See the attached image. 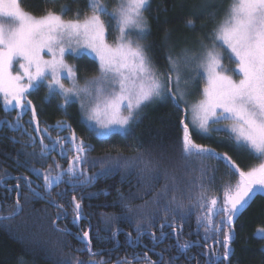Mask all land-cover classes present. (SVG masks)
<instances>
[{
    "label": "snow or ice",
    "instance_id": "6c2138e0",
    "mask_svg": "<svg viewBox=\"0 0 264 264\" xmlns=\"http://www.w3.org/2000/svg\"><path fill=\"white\" fill-rule=\"evenodd\" d=\"M86 5L91 14L88 12L82 14L77 9L75 18L65 19L64 15L72 11L68 6H62L60 14L55 10L45 9L44 14L37 16L25 11L20 0H0V96L3 98L5 109H20L15 129L27 133L21 119L30 110L31 120L28 123L35 122V132L48 134L50 144L44 142V135L37 137L29 134L31 146L35 147L37 141L39 143L40 157L46 158L59 145L61 149L59 155L67 158L62 140L71 145L68 151L74 152L66 169H62L59 163L55 164L57 169H62L56 175H52L51 168L41 172L40 169L33 167L31 171L38 179L42 177V187L49 195L54 187L65 182V173L69 177L66 183L73 188L76 185L90 184L98 178L95 174L86 175L81 167L90 145L83 139L78 140L75 131L69 129L70 137H57L53 141L49 129L39 127L36 107L27 97L41 85L46 84L50 95L63 97L64 104L61 107L79 101L81 109L85 112L86 125L98 137L113 132L128 134L132 131L133 122L139 119L142 108L157 99L171 100L178 109L181 102H184V111L187 115L186 95L190 93L180 88L182 80L180 65L183 63L185 68H192L195 65L193 70L203 81V87L198 89L200 99L191 105L193 129L190 131L189 124L181 121L182 153L185 159L196 156L226 161L229 170L239 176L235 188L229 187L224 191L222 202L215 197H209L203 184L200 185L201 191L198 195L199 207L206 209L197 218V224L204 225L205 243L209 231L214 234L223 233V240L216 243L224 250L222 256L217 254L215 249L201 255L208 259L209 264H217L218 261L221 264L223 262L230 264L233 255L231 247L233 220L255 194L264 193V0H230L210 36L196 38L198 52L186 48L180 54L174 55V48L168 50L167 71H160L155 67L148 54L149 50L141 43L150 30L145 13L151 7V0H119L111 11L105 0H86ZM221 7L222 0L219 2L203 0L197 6L198 15L194 13L192 18H188L186 27L194 32L197 31L196 19L217 20L221 16ZM102 17H107L108 21ZM112 22L115 23L118 35L113 43H109V26ZM205 26L202 25L199 30L203 31ZM209 39L211 42L205 43ZM217 47L224 49L228 53V59L234 63L232 74L225 70ZM69 54L74 58L93 56L98 62L100 75L91 80L86 79L83 85H80L77 70L65 60V56ZM14 65H18V71H14ZM65 79L71 82V87L65 86ZM190 82V78L184 79L185 85ZM4 123L11 125L8 121ZM57 127L69 126L58 122ZM194 131L203 133L226 131L235 145L247 150L261 162L244 171L227 153L221 154L195 143L192 138ZM9 139L18 142L15 137ZM21 154L18 150L17 155ZM27 155L35 157L37 153L33 151ZM163 159L162 156L156 165L149 161L146 168L157 167ZM29 162L26 160L21 166ZM111 171V168H107L99 175L108 176ZM164 174L172 181L173 186L170 189L169 185L165 184L156 193L154 200L156 203L165 199L176 187L175 175L169 176L166 169ZM203 175L204 173L201 178ZM23 179L34 197L41 196V193L31 188L33 181L27 177ZM211 179L214 180V177ZM19 189L20 184L12 189L17 193L15 204L19 211H13L11 217L23 211ZM120 195L123 197V193ZM175 202L176 197L173 195L165 205V210L171 208ZM71 204L75 224L84 219V213L76 196L72 197ZM55 206L63 209V205ZM177 206L183 207L179 204ZM125 207L129 212L132 211L128 205ZM60 214L67 218L65 211H61ZM217 216L221 217L218 225L215 220ZM167 227L173 228V225L169 224ZM225 227L228 231H224ZM160 228V237L155 233L150 234L154 241L153 250L168 238L163 231L165 225L161 224ZM118 231L112 233L113 238ZM136 231L138 234L141 232L139 226ZM76 235L82 243V247L76 251L87 253L88 259L75 257L63 261L62 264H112L110 253L107 260L96 259L104 256V250L94 249L90 231H82ZM127 235L129 246L140 240L138 235L136 241L132 242L131 233ZM193 246L199 245L197 242L181 244L177 237L178 254L170 256L167 264H174L181 255L185 259H194L195 257L186 255ZM158 255L159 260H152L147 252H133L132 260L125 256L123 259L117 258L114 264H133V261L136 264H140L141 261L143 264H165L163 251Z\"/></svg>",
    "mask_w": 264,
    "mask_h": 264
},
{
    "label": "trees",
    "instance_id": "16d2710c",
    "mask_svg": "<svg viewBox=\"0 0 264 264\" xmlns=\"http://www.w3.org/2000/svg\"><path fill=\"white\" fill-rule=\"evenodd\" d=\"M20 2L25 11L37 16L44 14L45 9L55 10L62 6L73 9L71 0ZM202 2L203 0H151V7L146 12L150 30L144 46L149 50L148 54L153 57L151 58L158 70L167 71L169 67L166 59L168 41L175 53L178 34L199 35L200 38L210 36L230 0H222L221 16L217 20L196 19L197 31L193 32L186 27V20L192 18L194 13L198 15L197 6ZM77 6L82 14L89 11L86 0H80ZM72 11L67 12L64 18L73 19ZM202 25L206 26L200 31ZM196 49L198 52V44ZM85 58L96 67L92 59ZM197 80L202 83L199 77ZM39 89L37 93L31 92L27 97L36 107L39 127L48 128L53 141L57 137L64 138L65 134H70V137L71 131H75L78 140L83 139L90 145L81 167L86 175L95 174L98 178L90 184L76 185L73 188L66 183L69 177L65 173V182L54 187L49 195L42 187V177L38 179L31 169L34 167L44 172L51 168L52 175H56L68 167V161L74 155V152L68 151L71 145L62 140L67 158L59 155V145L46 158L40 157L39 143L37 141L35 147L31 146L29 134L44 135V142L50 144L48 134L34 131L35 122L28 123L31 120L30 110L21 119L27 133L15 129L20 109L6 110L0 96V264H62L63 261L75 257L87 260V253L76 251L82 247L76 234L82 231H90L95 250H104V256L96 259L107 260L110 253L112 264L117 258L123 259L125 256L132 260L133 252H147L152 260H159L158 254L162 251L163 260L167 264L170 256L178 254L177 237L181 244L197 242L199 246H193L186 253L188 257H195L194 259H185L181 255L174 264H209L208 259L201 253L211 249H215L220 256L223 255V247L216 243L223 240V233L214 234L209 231L205 243L204 225L197 224V218L206 211L201 209L198 203L200 185L203 184L209 197H215L222 202L224 191L229 187L234 189L239 176L230 171L227 162L223 160L202 159L196 156L185 159L182 153L181 121L189 124L190 131L193 129L189 104L197 98L196 92L191 91L190 95L186 96L187 115L184 102H181L178 109L171 100L157 99L142 108L139 119L131 125L130 133H113L109 137L99 138L84 123L79 124L77 109L64 112L57 107L58 104L53 105L50 102L48 93L41 94ZM46 99L48 100L45 101ZM5 121L11 122V125L4 123ZM58 122H63L69 127L59 128ZM10 137H15L18 142L9 139ZM192 138L197 144L221 154L227 153L242 169L250 168L246 159L250 164L261 162L223 134L194 131ZM18 150L21 155H17ZM33 151L37 153L35 157L27 155ZM162 156L164 159L157 167L146 168L149 161L156 165ZM26 160L30 162L22 167ZM56 163H59L62 169H57ZM107 168L112 169L108 176L99 175ZM165 169L169 176L175 175L176 187L165 199L156 203V193L165 184H168L170 189L173 186L172 181L164 174ZM24 177L33 181L31 188L41 193V196L34 197L31 194ZM17 184H20L19 198L23 211L11 217L13 211H19L15 204L17 193L12 190ZM59 193L62 195H58ZM173 195L176 202L166 211L165 205ZM73 196L80 201L84 213V219L75 224L71 204ZM56 204L63 205V209H58ZM178 204L183 207H178ZM125 205L131 207L132 211L129 212ZM61 211L67 213V218L60 214ZM4 217L10 218L5 220ZM220 219V216L215 218L217 225ZM161 224L165 225L163 231L168 238L153 250L154 241L150 234L155 233L160 237ZM169 224L173 225V228L167 227ZM137 226L141 229L139 234L136 231ZM232 227L233 255L230 264H264V235H256L258 227L264 228V194L257 193L248 201L244 210L234 218ZM117 230L119 231L113 238L112 233ZM224 231H228V228L225 227ZM128 233H131L132 242H135L139 235L138 243L129 246ZM133 264L136 262L133 261ZM217 264L221 262L218 261Z\"/></svg>",
    "mask_w": 264,
    "mask_h": 264
},
{
    "label": "rangeland",
    "instance_id": "374dc122",
    "mask_svg": "<svg viewBox=\"0 0 264 264\" xmlns=\"http://www.w3.org/2000/svg\"><path fill=\"white\" fill-rule=\"evenodd\" d=\"M71 1H72V4H73V6H72V8H73L72 9L73 10L72 11L73 12L72 16L73 17L72 18H75V13H76L77 9L80 8L79 6H77V5L80 4V0H71ZM105 2L107 3V5L109 7V11H111L114 7H116V5L119 2V0H105ZM50 10H52V9H50ZM55 11L57 12V14H60L61 13V8H56ZM87 12H88V14H91L90 11H87ZM145 17H146V13H145ZM102 18L105 19L106 22L108 21V18L107 17H102ZM65 19H70V18H65ZM146 19H147V17H146ZM117 35H118V33L116 31L115 23L112 22L110 24V26H109V34H108V41H109V43H113V41H114V39H115V37ZM183 35L184 36H180V34H178V38H177L178 45L176 47V51H175L174 55L180 54L182 52V50H184L186 48L187 49H193L195 51L197 50L196 49V45H197L196 38H198L199 35H191V36H190V34H186V35L183 34ZM132 38L135 39V36H133ZM208 41H210V39L207 40V41H205V42H208ZM144 42H145V39L143 41H141V43L143 45L145 44ZM170 48H171V45H170V43L168 41L167 42V51ZM216 50L218 52H220V54L222 56V62L224 64L225 70H227L229 72V74H232V71L231 70L235 67V65H234V63H232L228 59V53L224 49L219 48V47H217ZM87 57L89 59H92L96 63L95 64V66H96L95 68H94V65L91 64L85 57L74 58L70 54L65 56L66 62L69 65H72L77 70V76L79 77V83H80V85H83V83H84V81L86 79L87 80H91V79H93L95 77H98L100 75L99 68H98V62L95 60V58L93 56H87ZM194 68H195V65H193L192 68H185V66H184L183 63H181V65H180V70H181V73H182V80H181L180 88L182 90H184L185 92H187V93H190L191 91H194L197 94V98L191 104H189L190 116H191V125H192L191 105L193 103H195L198 99H200V95H199L198 89H200V88L203 87V81L201 83V82H199L197 80V76L195 75V72L193 70ZM18 70H19L18 65H14V71H18ZM189 78H190L191 82L189 84L185 85L184 84V79H189ZM64 83H65V86L66 87H71L72 86L71 85V82L68 81V80H66V79L64 80ZM41 86L42 87L39 89L40 93L41 94L48 93L49 98H50V102L53 105L58 104L57 107L60 108V109H63L64 112H68V109H69L70 112L73 111L74 109L75 110L77 109V112L79 114L78 115V117H79V119H78L79 124L84 123L86 125V123H85V112H84L83 109H81L80 102L79 101H76L75 103H71V104H69V105H67L65 107H61V105L64 104L63 97L62 96H59V95H55V96L54 95H50L49 90H48L46 84L41 85ZM32 92L33 93H37L38 92V89L37 90H34ZM1 99L3 100L2 96H1ZM47 100L48 99H46L45 101H47ZM86 127L89 128L88 125H86ZM113 133H118V132H113ZM113 133H110L107 136L99 137V138L109 137ZM214 133H217V132H214ZM120 134H124V133L121 132ZM217 134H223V135L227 136L232 141V139L229 136V133H227L226 131H221V132H219ZM243 161H245V158L243 159ZM246 161L249 164L250 168L259 164V163L258 164H255V163L254 164H250V162L247 159H246ZM250 168H243V169L241 168V169L244 170V171H247ZM262 194H264V193H262ZM256 235L263 236L264 235V228L258 227L257 230H256Z\"/></svg>",
    "mask_w": 264,
    "mask_h": 264
},
{
    "label": "water",
    "instance_id": "95a60500",
    "mask_svg": "<svg viewBox=\"0 0 264 264\" xmlns=\"http://www.w3.org/2000/svg\"><path fill=\"white\" fill-rule=\"evenodd\" d=\"M37 133V132H36ZM37 137H38V135H37ZM247 205V204H246ZM246 205L244 206V208L246 207ZM244 208L243 209H241V211L237 214V216L244 210Z\"/></svg>",
    "mask_w": 264,
    "mask_h": 264
},
{
    "label": "flooded vegetation",
    "instance_id": "af4514ba",
    "mask_svg": "<svg viewBox=\"0 0 264 264\" xmlns=\"http://www.w3.org/2000/svg\"><path fill=\"white\" fill-rule=\"evenodd\" d=\"M28 99H29V98H28ZM69 135H70V134H65V135H63V137H64V138H65V137H69Z\"/></svg>",
    "mask_w": 264,
    "mask_h": 264
}]
</instances>
